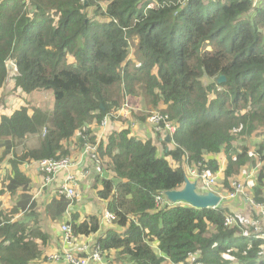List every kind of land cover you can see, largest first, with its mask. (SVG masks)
Listing matches in <instances>:
<instances>
[{
    "label": "trees",
    "instance_id": "1",
    "mask_svg": "<svg viewBox=\"0 0 264 264\" xmlns=\"http://www.w3.org/2000/svg\"><path fill=\"white\" fill-rule=\"evenodd\" d=\"M135 37L136 59L127 61ZM7 60L19 74L15 87L53 97L48 118L25 108L1 118L5 151L28 134L46 132L38 149L16 157L14 169L28 159L67 158L62 145L75 134L94 145L92 127L120 108L124 88L131 94L137 87L144 96L135 122L146 124L149 111L158 110L166 117L160 125L174 130L173 149L159 151L158 142L167 145L162 138L133 137L122 119L123 127L98 145L106 177L97 175L94 187L120 231L108 229L96 239L108 264H264V239L226 227L230 212L221 203L215 209L156 206L164 192L182 187L191 164L220 173L229 192L231 178L249 163L256 166V157L264 160L263 0L256 6L253 0H0V88ZM221 75L225 82L217 85ZM202 78L212 82L204 86ZM254 134L261 140L250 155L245 140ZM238 144L244 146L239 153ZM14 180L1 187L23 183ZM256 182L250 192L263 203V168ZM55 198L60 215L69 201ZM2 218L0 264L38 259L35 239L45 242L46 235ZM70 224L76 236L101 228L97 217L83 221L78 213Z\"/></svg>",
    "mask_w": 264,
    "mask_h": 264
},
{
    "label": "rangeland",
    "instance_id": "2",
    "mask_svg": "<svg viewBox=\"0 0 264 264\" xmlns=\"http://www.w3.org/2000/svg\"><path fill=\"white\" fill-rule=\"evenodd\" d=\"M261 2H262V0H260V2H256L254 0V3L257 5L261 4ZM85 3L86 2L84 1V4ZM137 45H138V39L136 37L133 38L131 41H129V43H128L129 54H128L127 61H130L132 58L136 59ZM208 49H210V48H208ZM201 82L204 86H206V85H209L212 82V80L202 78ZM123 90H124V93L122 92V97H123L122 98V103H123L122 106H124L126 104V105H128V107L136 109L135 111H132L131 113H136V114L138 113L139 114L138 110H142V108H140V105H141L142 100L144 98V96L141 93V90L136 87L135 92H131V94H128V92H126L125 88ZM52 103H53L52 92H50V91H35L32 93L25 94L21 91V89L15 87L14 78H11L9 81H6V79H5V82L3 83L2 87L0 88V122H1V118L3 116H11L15 112H17L18 110L24 109V108L27 109V114L30 116L32 114H34L36 111H38L41 115L46 116V118H48L47 112H51L50 109H51ZM101 107L104 108L103 105H101ZM148 107H147V109H148ZM116 109L118 110L119 108H113L107 114H110L111 112H116L117 111ZM122 119L123 118L120 117L116 121L120 122ZM102 122H103V120L101 121V123ZM108 122L109 121L105 122L106 125L103 127L102 131H101L100 125H99V127H92L91 131H92V134H94V137H96V143L99 144V140H100V137L102 136V134H103V136H102L103 140L105 141L106 136L110 132H112L116 129L114 126L118 127L120 125L119 128L123 127V125L121 123L114 125L113 124L114 122H109V124H108ZM107 124H108V126H107ZM45 125L47 127H49V125L47 123ZM106 126H107V128H106ZM138 127L143 128V126L141 124L138 125ZM45 134H46V132L44 131V128H42V129H40V131L38 133L26 135V137L23 139V141H19V142L13 141V146H11L9 151H7L8 150L7 148L5 151V148L0 146V174L4 173V168H5L6 172L12 171L11 169H6L8 164L11 165L12 162H15L18 164L19 161H15L16 157L21 156L22 154L28 153V151L30 150V144L31 143H37V142L40 143L41 140L45 137ZM171 135L172 134L166 135L162 139L163 141H165V138L169 137V142L165 141L167 144L166 146H163L161 142L159 144L157 143V146L159 147V151H162L164 148H166V149L169 148L170 150L173 149V146L170 145ZM79 138H81L82 141H79ZM75 140H76V142H75ZM260 140H261V136H257V134H254L252 137L247 138L245 140V146H247L250 149V155H252L254 153V151L256 149L255 146L260 142ZM3 144H4V142L0 141V145H3ZM87 145H88V143H87L86 138L84 136H82L80 134H75L71 138L70 141L64 142L62 146L65 147V150H68V157L67 158H71V156H73V151L78 152L80 150V152H81ZM243 147H244L243 145H239L237 153H239ZM36 149H38V147ZM62 158L63 157H61L60 159H62ZM263 158H264V154H263ZM60 159H55V160H60ZM98 160H99L100 164H102V162H104V160H106V157L104 159L103 158L100 159L99 151H98ZM42 161L43 160L31 161L28 159V161L26 163H22V164L34 165V164H38ZM255 161L257 164L256 166H253L252 163H249L247 165V168L243 172H241L238 176L230 179L231 182L229 184V188L231 190L229 192L222 188V185H221L222 175L216 176V178H215L216 182L214 183V184H216V186L213 187V189H212L213 193L216 196L220 197L221 206L227 210H228L227 206H233V204L236 202H240V204L242 203V204H244V206H247V210H248L247 213H243L241 208H238L236 211H234V213H232L233 215H231V216H233V218L235 219V222H236V225H234V226L239 227L238 232L242 236H247V235H244V233H245V232H243L244 229H246L247 232L249 230L253 232V231H255V229H259V230L264 229V217H261V215H259L255 209H251L249 201H248L249 199H252L254 202V199H253V196L250 192V189L257 187L256 186L257 185V182H256L257 173L259 172V170L261 168H263V170H264V160L262 159L261 161H259L258 157H256ZM84 164L85 163L77 162L75 167H67V168L59 169L58 173L55 174V177L57 178V176L59 174H61L62 172L68 171L69 168H74V171L72 173L68 172V173H65L64 175H62V177H63L62 179L63 180H65L66 178L67 179L68 178L78 179L81 174H83L86 170L89 169V168L88 169L84 168L83 167ZM79 165L82 166L81 169H79L80 172H78ZM51 166H52V164H51ZM102 168H103L102 166H98L96 171H100V172H97L95 174V176H91V178L93 179V182H96L95 178L97 175H99L101 177H106V173L103 172L104 169L101 170ZM190 168H193L192 164H191V166L189 165L185 169V178H187L191 182H194L187 175L188 169H190ZM12 169L14 170L13 166H12ZM41 174H42L43 180H42V183L39 187V189H40L39 192L42 193V191L44 190L45 193L46 192L47 193L44 195V198L40 199L41 201L38 204L34 201V198H33L32 208H37V205H40L41 207L39 209L42 210L41 214L45 215V216H47L49 214V217H51L53 220L55 219L54 221L52 220L55 223L57 221V217L59 216V212L56 211V207H55V206L58 207V205L52 203L53 202L52 199L56 200L55 192L53 193L54 195L51 196L52 198L49 199L48 198V190H47L49 185L52 184L55 180L47 185V183L45 181L46 174L42 173V172H41ZM7 176L8 175L6 174V177ZM14 176L16 177L17 175H14ZM108 176H109V174L107 175V177ZM11 182H13V181H11ZM61 186H63V184ZM196 186H197L198 190H200V189L204 190L203 187H201L197 184H196ZM89 192L92 194L90 199L92 198V199H95L97 201V199L99 198L97 195V190H93L90 188L89 191L87 189V191L84 192L83 190L78 189L77 190V194H78L77 200L78 199H80V200H79V202H77V203L75 202L74 204L82 203L85 199V194L89 195ZM263 193H264V189H263ZM229 196L233 197V198H229ZM95 197H97V199ZM263 198H264V195H263ZM243 200H246L245 202H247V203H244ZM45 201H49V202L47 203ZM166 202L163 200L161 204L162 205L166 204V206H167V204L169 206L179 205V204L187 205L185 203L171 204L167 200H166ZM46 203H47L46 208H43V206L45 207ZM94 204L95 203H92V205H94ZM156 204H157L158 209L161 208L159 201L156 200ZM259 204H264V202L259 203ZM97 206L100 207V209L97 208V209H99L98 211H97V209L93 210L94 214L101 212L102 209L104 210V208H103L104 204H100L97 201ZM68 208H69V206H68ZM68 208L65 211V213L67 215L68 220H70V216L72 213L70 214V210H68ZM215 208L216 207H212L211 209H215ZM0 217H2V216H0ZM81 218L84 219L85 217L83 216ZM37 221H38V219L35 220L34 225L31 227V229L29 228L28 231L31 232L34 230H40V226H39L40 224H38ZM53 222H52V224H53ZM64 224H67V223L64 222L58 226V238L60 239L61 243H62V234H61L60 228ZM112 225L114 226V224H112ZM99 233H101V232H99ZM80 237H82V236H80ZM79 242H81V240H79ZM155 252H156V250H155ZM113 257H115V260H113V262L118 263V260L116 259L117 253H115L113 255ZM226 258L231 260V261H233V259H234V258L229 257V256H226ZM46 261H47V259H46ZM49 264H50V262H49ZM59 264H65V263H59Z\"/></svg>",
    "mask_w": 264,
    "mask_h": 264
},
{
    "label": "crops",
    "instance_id": "3",
    "mask_svg": "<svg viewBox=\"0 0 264 264\" xmlns=\"http://www.w3.org/2000/svg\"><path fill=\"white\" fill-rule=\"evenodd\" d=\"M255 1L260 2V0H255ZM256 5L257 4H255L253 0V6H256ZM135 115L136 113H131L130 115L125 117V122L126 123L130 122L131 136L137 137L143 140L151 137L152 140L154 141H156V138H158L159 140L162 138V135H160L161 136L160 138L146 122H145L146 124H141L143 128L138 127V125L140 124L133 120V116ZM119 123L121 122H114L113 124L115 125ZM114 127L116 128L115 130L120 129L119 128L120 125L118 127L116 126ZM159 143L160 142H158V144ZM0 146L4 148V145H0ZM39 146L40 144L38 142L31 143L30 149H36L37 147L39 148ZM79 153H80V150L78 152L73 151V156H71V158L72 159L77 158ZM83 163H85L83 167L86 169L89 168L88 170L90 171V174H91L90 177H87L84 180H82V182H80V189L86 192L87 189L88 191L90 188L93 190L95 189L94 187L95 182L92 181L93 179L91 178V176H95L96 169H95V166H93V164L89 160H84ZM81 167H82L81 165L78 167V172H80L79 169H81ZM6 169H11L12 171L6 172L4 168L5 174L4 173L0 174V191L2 190V187H3V190L5 191L4 194L0 195V216L5 217V220H9V224L19 223L23 225L24 227L26 226L25 228L27 229L26 230L27 232L29 228L31 229V227L34 225L35 220L38 219L37 222L38 224H40L39 231L43 233L44 235H46L47 240H45L44 242L40 239H37V238L35 239V244H37L41 252V255L38 259L33 261L31 264H49V262L46 261L47 255L54 250L60 249L61 244H62L60 239L58 238V226L64 222L69 223L71 221V217H70V220H68L67 215L64 212L57 217V221L55 222L56 223L55 224L53 222L55 219L53 220L51 217H49V214L47 216L41 214L42 210L39 209L41 207L40 205H37V208H32L33 198H34V201L38 204L41 201L40 199L44 198V195L47 193V192L45 193L44 190L42 191V193L39 192L40 191L39 187L43 179H42V174L39 170L38 164H34V165L19 164L16 166V169L14 170L12 169V164L11 165L8 164ZM15 170H16L17 176L15 177V180H14L13 177H14ZM73 171H74V168H69L68 171L62 172L61 174L57 176L55 181L49 185L47 189L49 199L52 198L51 196L54 195L53 193L54 192L56 193V190L63 182L62 175L68 172L72 173ZM6 174L8 175L7 177H6ZM6 178H7V181L8 179H10L11 181L14 180L15 183L16 182H23V183L19 184L18 186H13L12 190L8 191V190H5V186H4L6 185ZM1 183H4L2 187H1ZM91 195L92 194L90 192H89V195L85 194V199L82 203L71 205L69 208L67 206L66 210L68 208V210H70V214L78 213L81 218L83 216L93 215L94 214L93 210L97 208L100 209V207L97 206V201L100 204H104L103 208L106 209L104 201H101L99 198L97 199V197H95L97 201L92 198L90 199ZM243 201L244 203H246L245 200ZM45 202L48 203L49 201H45ZM47 203L45 204V207L43 206V208H46ZM92 203H95V204L92 205ZM227 208H228V211L230 212V215H233L232 213H234V211H236L238 208H241L243 213L248 212L247 206H244V204L242 203L240 204V202L234 203L233 206H227ZM99 209H97V211ZM0 221L3 222L4 219L2 218L0 219ZM112 224L113 223L100 225L101 228L99 232H101V235L104 233V231L108 229L114 230L116 232H120V231H117V228L113 226ZM244 230H243V232H245L244 235H247V236L253 235L255 237L256 233H259V235H262V237L264 236V229L259 230V231H253L254 233L250 230H249L250 232L249 231L247 232L246 229ZM99 232L96 235L92 236L94 240L98 238V234H100ZM50 264H53V263H50Z\"/></svg>",
    "mask_w": 264,
    "mask_h": 264
},
{
    "label": "built area",
    "instance_id": "4",
    "mask_svg": "<svg viewBox=\"0 0 264 264\" xmlns=\"http://www.w3.org/2000/svg\"><path fill=\"white\" fill-rule=\"evenodd\" d=\"M187 1V0H186ZM119 110V111H118ZM116 112H111L110 114L106 115L103 119V122L100 124L101 131L103 127L106 125L105 122L111 121L113 119L124 118L131 114L132 111L136 109L128 107V105L122 106ZM141 111V110H138ZM143 111V110H142ZM150 115L146 119V123L154 130L155 133H160L162 138L166 135L172 134L174 132L173 128L170 126L168 122H164V126L162 127L160 123L162 122L163 118L159 113L158 110H151L149 111ZM108 122V124H109ZM107 124V126H108ZM106 126V128H107ZM105 128V129H106ZM103 135V134H102ZM102 137H100L101 139ZM100 143V140H99ZM98 143L94 145L88 144L79 154L78 157L75 159L72 158H62L60 160L55 159H45L42 162L38 163V167L40 172L46 174V183L47 185L55 180V174L58 173L59 169L67 168V167H75L77 162L83 163L84 160H89L95 169L97 170L98 166H100V162L98 160ZM207 162V160H204ZM52 164V166H51ZM80 166V165H79ZM100 172V171H96ZM90 171L86 170L83 174L79 176L78 179L74 178H66L63 180L61 185L56 190V193L59 197H63L65 200L69 201V207L73 205L75 202H79L80 199L77 200V190L80 189V182L87 177H90ZM188 177L194 181L197 185L204 188L206 192H213V187L216 186L214 184L216 182V176L221 175L218 173L217 175L208 174L205 167L199 164L196 167L188 169L187 172ZM229 198H233L230 197ZM157 201L162 203L164 200L166 202L165 197L157 198ZM246 201V200H245ZM249 204L251 209H255L256 212L264 217V204L253 202L252 199H249ZM167 203V202H166ZM247 203V202H246ZM166 205V204H165ZM168 205V204H167ZM157 206V204H156ZM164 205L161 204V207ZM93 217H97L99 220L100 225L104 224H111L115 221L116 216L114 213L109 212L107 209L98 212L97 214L90 215ZM71 217V216H70ZM85 221L88 216H84ZM71 222V221H70ZM67 223L61 226V234H62V244L61 248L52 251L47 255V261L53 264L65 263V264H108L104 258V254L99 246L98 242L94 240L91 236H76L73 233V229L71 224ZM224 225L227 227H232L236 225L235 219L233 216H228L225 219ZM255 231H259V229H255ZM256 238H259V233L255 234ZM262 237V235H261ZM264 239V236L262 237ZM81 240V242H79Z\"/></svg>",
    "mask_w": 264,
    "mask_h": 264
},
{
    "label": "water",
    "instance_id": "5",
    "mask_svg": "<svg viewBox=\"0 0 264 264\" xmlns=\"http://www.w3.org/2000/svg\"><path fill=\"white\" fill-rule=\"evenodd\" d=\"M4 66L6 70V81L18 77L19 74L12 60H7ZM216 82L217 84L224 83L225 77L222 75L219 76ZM79 141H82V139L79 138ZM165 141L169 142V137H166ZM163 195L171 204L185 203L195 209H209L217 207L220 204V197L216 196L213 192H201L197 189L196 183L189 181L187 178H185L184 185L180 189L166 191Z\"/></svg>",
    "mask_w": 264,
    "mask_h": 264
},
{
    "label": "clouds",
    "instance_id": "6",
    "mask_svg": "<svg viewBox=\"0 0 264 264\" xmlns=\"http://www.w3.org/2000/svg\"><path fill=\"white\" fill-rule=\"evenodd\" d=\"M121 106H122V105H121ZM121 106H120V108H121ZM120 108H119V109H120ZM142 110L144 111L143 108H142ZM142 110L139 111V114H141V115H142ZM136 115H138V113H137ZM123 119H124V118H123ZM116 120H117V119H113V120H111V122H117ZM121 121H122V120H121ZM102 136H103V135H102ZM102 136H101V137H102ZM160 138H161V137H160ZM162 139H163V138H162ZM101 141H104V140H103V137L100 139V142H101ZM99 144H100V143H99ZM188 206H189V205H188ZM255 238H256V237H255ZM259 238H262L261 235H259ZM257 239H258V238H257Z\"/></svg>",
    "mask_w": 264,
    "mask_h": 264
},
{
    "label": "bare ground",
    "instance_id": "7",
    "mask_svg": "<svg viewBox=\"0 0 264 264\" xmlns=\"http://www.w3.org/2000/svg\"><path fill=\"white\" fill-rule=\"evenodd\" d=\"M161 205V204H160Z\"/></svg>",
    "mask_w": 264,
    "mask_h": 264
}]
</instances>
